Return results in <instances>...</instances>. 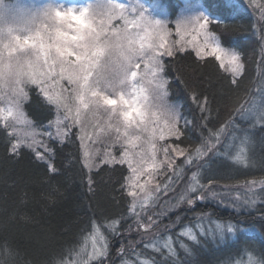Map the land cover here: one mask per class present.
Segmentation results:
<instances>
[{
    "label": "snow or ice",
    "instance_id": "1",
    "mask_svg": "<svg viewBox=\"0 0 264 264\" xmlns=\"http://www.w3.org/2000/svg\"><path fill=\"white\" fill-rule=\"evenodd\" d=\"M153 3L158 4V0H153ZM252 3L264 14V4H258L256 0H252ZM186 4L191 9V14L176 21L177 34L191 29L196 33L192 37L193 41L202 36L203 44L193 45L196 56H214L221 67L227 61L233 74L232 84L237 85L236 77L241 75L243 69L240 54L222 47L221 38L208 31L212 19L204 11L198 10V0H186ZM168 23L166 19L156 18L152 8L143 0H137L131 6L122 0H86L82 5L68 7L49 0L48 3L33 6L29 10L27 26H0V103L7 101L9 104L6 109H0L6 111L5 119L12 117L32 128L30 121L22 119L21 109L23 103L29 99L25 88L35 85L34 91L40 97L37 108L44 120L54 115V119L48 121L47 127L55 128L57 139L63 141L68 135V129L73 126H79L83 133L79 136L81 141L85 139L89 126L97 129L99 133L111 136L112 143L120 145L119 158L107 151V158L99 162L128 165L130 175L125 177L121 190L132 198L129 213L135 217L137 229L146 233L157 228L162 218L168 215V209L163 207L161 211L151 215L146 213L158 206L161 193L167 194L170 189L175 191L173 184L184 171L177 164V158L183 157L186 165L204 160L209 153L222 146L221 136L234 123L229 121L227 125L209 131V139L194 151L181 149L179 145L165 146L162 149L157 147L158 141L165 140L166 136L179 139L187 125V121L184 126L180 123L182 114L179 106L168 102L169 82L164 75L162 58L173 57L177 51H184L183 47L176 49L167 45ZM259 92V101L254 98L248 105L241 104L236 112L253 127L259 125L264 128V88L259 89ZM207 104L205 97L199 104L202 113L207 111ZM204 119L207 120V117ZM161 121L163 127L158 128ZM9 127L12 128L9 137L14 154L21 144L27 142L36 159L44 161L46 156L50 158L52 150L36 137H51V132L37 133L34 128L31 131H21L11 124L6 125V128ZM36 145L43 151L37 150ZM158 151L163 152L161 160L157 159ZM85 158L90 160L91 155L86 152ZM134 158H137L136 163L140 166H133ZM233 159L239 164L246 163L244 149L237 151ZM145 163L147 168L143 166ZM196 166L203 167L202 164ZM47 167L50 172L55 171L53 164L48 163ZM142 176H147L143 182ZM156 176L161 179L149 187ZM204 179H207V183H202ZM91 184L90 179L89 185ZM257 184L260 185L258 192L264 195V179L245 181V195L242 197L237 194L232 197L233 207L254 204L255 201L248 194H257ZM215 187L214 178H206L199 171H193L176 195L172 209L181 205L194 208L197 201L208 198L205 192L213 198L216 197L217 193L211 191ZM204 218V215L196 217L201 222ZM208 219L211 222L210 215ZM177 222H182V218L178 216L172 224ZM119 225L120 221L114 220L108 227L113 234H117ZM170 226L172 225H166L165 228ZM91 227L93 252L88 259L83 262L61 259L57 264H91L92 260L107 254L106 237L100 236L103 244L99 248L96 245L100 226L92 221ZM197 227L200 235L212 238H223L236 231L232 225L225 228L221 223H216L211 230L200 225ZM180 235L197 240V234L191 227H185ZM154 237L156 238H150L149 243L144 244L145 248L161 255H175L171 236L162 237L155 233ZM140 242L142 241L136 243ZM129 246L133 256L142 255L133 242H129ZM118 251L124 254V245ZM0 254L10 258L13 252L9 246L4 245L0 246ZM0 264H7V260L0 259ZM122 264L164 262L137 259L123 260ZM247 264H264V259L250 258Z\"/></svg>",
    "mask_w": 264,
    "mask_h": 264
},
{
    "label": "trees",
    "instance_id": "2",
    "mask_svg": "<svg viewBox=\"0 0 264 264\" xmlns=\"http://www.w3.org/2000/svg\"><path fill=\"white\" fill-rule=\"evenodd\" d=\"M159 1L172 20L186 0ZM256 3L264 4V0ZM198 4L212 19L209 28L224 45L240 54L243 69L236 77L238 84L233 85V74L212 56L197 57L193 49L185 48L173 57H163L164 75L169 82L168 101L179 106L184 119L181 125L187 121L183 135L179 139L169 138L167 144L194 151L209 139V131L229 121L234 123L221 136L222 146L204 160L186 165L182 177L173 185L175 191L169 190L164 197L178 194L193 171L214 178L216 187L211 191L217 196L213 198L205 192L208 198L197 201L192 209L181 205L168 210L158 227L146 235L166 233L173 238L175 255L163 258L164 264H220L240 258L246 252L258 260L264 259V195L258 192L260 185H256L255 196L248 194L254 204L234 208L231 202L235 192L245 195V181L264 179V128L253 127L236 112L241 104L248 105L254 98L259 101V89L264 88V14L252 0H198ZM34 89V85L25 88L29 99L22 109L36 128H43L54 115L43 119L37 108L40 97ZM205 97L207 111L202 113L199 104ZM234 130L240 136L233 137H241L247 147L244 164L237 163L233 159L235 155L231 156L235 153L234 148H229L235 147L233 140L226 144L227 134ZM11 143L0 122V246L7 245L13 252L10 258L0 254V259H6L7 264H57L61 259L69 260L92 233V221L108 234V257L93 264H114L122 255L118 250L124 245L126 251L129 242L141 248L145 240L136 239L133 220L128 217L129 197L121 190L127 176L124 164L87 168L74 128L63 141L46 139L45 144L52 151L44 161L36 159L26 145H21L14 154ZM183 161V157L177 158L178 165ZM48 163L54 165V172L48 170ZM197 164L203 167L197 168ZM202 183H207V179ZM200 215L211 216L210 227L221 223L232 225L236 231L223 238L200 235L194 225ZM178 216L182 222L173 225ZM114 220L120 221L117 234L108 227ZM166 225L172 226L165 228ZM200 225L209 229L205 222ZM186 226L194 228L197 240L182 247L177 245L176 232Z\"/></svg>",
    "mask_w": 264,
    "mask_h": 264
},
{
    "label": "rangeland",
    "instance_id": "3",
    "mask_svg": "<svg viewBox=\"0 0 264 264\" xmlns=\"http://www.w3.org/2000/svg\"><path fill=\"white\" fill-rule=\"evenodd\" d=\"M31 2H32V4L34 6H40V5H43L45 3H48L49 0H31ZM51 2L57 3V4H62L65 7H68V6H71V5H76V6L82 5V4H84L86 2V0H51ZM122 2H124L126 4H129L131 6V5L135 4L137 2V0H122ZM143 2L148 7L152 8L153 15L156 16V18L166 19L169 22L168 23L169 35L166 37L168 46H172V47H174L176 49H179L181 47H183L184 49L185 48H191L196 53V48L193 45L194 44L202 45L203 44V37L202 36H198L196 38V41H193L192 37L196 35L195 31L189 29L187 32H182L181 34H177V29H176V21L178 19L184 18L187 15L191 14V9L187 7L186 1L181 6L179 11L176 12V14H175V16L173 17L172 20H170L166 16L165 12L161 9L162 6L160 5V1L159 0H158V4H154L153 0H143ZM198 10H201L200 6H199ZM114 23H120V22L119 21H114ZM208 31L213 33V34H215L216 36H218V34L215 31H213L212 29H210L209 26H208ZM222 47L228 48L223 43H222ZM228 49H231V48H228ZM206 50H209V49H206ZM231 50H233V49H231ZM212 57H214V56H212ZM219 64H220V62H219ZM223 67L226 68L227 70H229V65L227 64V61H225ZM169 103H171V102H169ZM7 107H9V104H8L7 101L0 103V109H6ZM21 110L23 112V118L22 119L26 120V121H30L26 117L23 109H21ZM6 115H7L6 111H0V122L5 128H6V125L11 124L13 127H15L16 129H19L21 131H31L32 128H34L37 133H48V132H51L52 133L51 137H49L47 135H37L36 139L42 140L44 142V144H45V141H46L47 138H49V139H57L56 136H55V128H48L47 127L48 122L45 123L43 128H36L32 123H31L32 128H29L27 124H25L23 122H17L12 117H8L7 119H5ZM53 119H54V116H53V118L51 120H53ZM183 122H184V119L182 117L180 123L182 124ZM162 127H163V121L160 122L158 128H162ZM72 128H74L76 130L78 138H79V136L83 135V133H81V130H80L79 126H73ZM72 128L68 129V133H69V131ZM6 130H7V133L9 135V132L12 131V128L9 127V128H6ZM86 132H87V135L85 136V139L83 141H81V139H79V141H80L81 148H82L83 161H84L85 165H88V166H86L87 168L91 169V168L97 167L100 164L99 161L101 159H106L107 158L105 156V153L107 151H111L112 155H114L117 158H119L120 151H121L120 145L112 143V137L111 136H107V135H104L102 133H99L97 129H95V128L91 127V126H89L86 129ZM237 134H239V136H240V133H237L235 130H234V132H231L230 134L228 133L227 134L228 137H227V140H226V144L231 143V141L233 140V143H234L235 147L230 146L229 148H234L235 149V153H233L231 156L236 155V152L239 151L241 148H243L244 152H245V158H246V156H247V147H245V142H244L243 139H241V137L240 138L237 137V139L233 137L234 135H237ZM243 135H244V133H243ZM169 138H171V137H167L166 136L165 140L158 141L157 147L162 149L163 147L168 146L167 140ZM57 140H59V139H57ZM21 145H26L27 146V142H25V143H23ZM226 146H228V145H226ZM35 147H36L37 150H41V151L43 150L42 148H40L39 145H36ZM86 152L91 155V159L90 160L85 158V153ZM157 159L158 160L163 159V152L162 151H158L157 152ZM136 160H137V158H134V165H133L134 167L140 166L138 163H136ZM124 165H125V167L127 169V176L126 177H128L130 175V170H129L128 165L126 163ZM143 166L145 168H147L148 165H147V163H145ZM180 167H182L183 169L186 168V164L184 163V161H183L182 165H180ZM182 174L180 175V178L182 177ZM146 179H147V176H142L141 177V182H143ZM160 179L161 178L159 176H156V179L150 182L149 187L154 186V184L157 181H159ZM173 185H175V183ZM170 191H171V189H170ZM240 192L241 191L235 192L234 194L235 195L239 194L241 196ZM160 195H161V199L157 202L158 206L154 207V208H151L150 211H148L146 213V215H151L153 212H159V211H161L162 207L166 208L168 210L172 209V205L175 204V197H176L177 194H174L171 198L170 197H168V198L164 197L165 196L164 193H161ZM129 201H130L129 202V207H130V205L132 204V198L131 197H129ZM137 211H139V209H137ZM128 217H131V219L133 220L134 226H132V229L134 231V234H136V239L137 240H139V239L142 240V237H143V240H145L140 245L142 249L139 246H136V250L138 252H141L142 255H140L139 257L133 256L132 255V248L130 247V248H127V250L125 251L126 253H124L122 255L120 254L121 256L117 257V259H116L114 264H122L123 260H133V261H135L137 259H139V260L155 259L156 261L157 260L161 261L163 258H165L167 256V253H164L163 255L157 254L152 249L144 247V244L149 243L150 238H156V237H154V234H152V233H151V235H150V233L148 235H146L148 232L146 233V232H143L142 230H138L137 229V226L135 224V217L132 216L129 213V209H128ZM204 222H205V224H207V226L209 228L208 230H211L215 226V224H214L212 227H210V225H212V224L208 223L209 222L208 218H204V220L202 222L197 220V219H195L194 225L197 227V225L204 224ZM200 226L202 227L203 225H200ZM227 226L228 225H224L225 228H227ZM186 227H190V226H186ZM184 228L185 227H181L176 232L177 233V236H176L177 245H185V244H188V242L193 241V240H191L190 237H185V236H181L180 235V233L184 230ZM192 230H194V228H192ZM141 232H143V233H141ZM100 236H103V237L107 238L108 234L106 235V233L102 232V230L99 229V234L96 236L97 248H99L103 244V240L100 239ZM160 236L167 237V236H170V235L165 233V234H162ZM87 237H88V239H85V241L75 250L73 257L69 259L70 261H72V262H76V261L83 262L84 260H87L89 254H91L93 252V247H92L93 239L91 238L90 235H88ZM172 243H173V247H174L173 238H172ZM107 245H108V243H107ZM143 249H145V253H144ZM107 250H108V247H107ZM107 253H108V251H107ZM107 257H108V254H106L103 257H100L99 259H94V260L91 261V264L97 263L98 261L100 262L101 260H104ZM250 258L256 259L253 256V254H250V253L246 252L240 258H236L235 260H233L231 262H229V261H226L224 263L221 262L220 264H247V261Z\"/></svg>",
    "mask_w": 264,
    "mask_h": 264
},
{
    "label": "clouds",
    "instance_id": "4",
    "mask_svg": "<svg viewBox=\"0 0 264 264\" xmlns=\"http://www.w3.org/2000/svg\"><path fill=\"white\" fill-rule=\"evenodd\" d=\"M31 0H0V26L25 27Z\"/></svg>",
    "mask_w": 264,
    "mask_h": 264
}]
</instances>
